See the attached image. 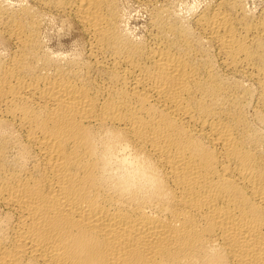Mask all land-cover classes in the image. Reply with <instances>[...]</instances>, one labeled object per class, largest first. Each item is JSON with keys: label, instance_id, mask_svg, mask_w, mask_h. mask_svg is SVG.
<instances>
[{"label": "bare ground", "instance_id": "obj_1", "mask_svg": "<svg viewBox=\"0 0 264 264\" xmlns=\"http://www.w3.org/2000/svg\"><path fill=\"white\" fill-rule=\"evenodd\" d=\"M8 1L0 264H264V0Z\"/></svg>", "mask_w": 264, "mask_h": 264}, {"label": "rangeland", "instance_id": "obj_2", "mask_svg": "<svg viewBox=\"0 0 264 264\" xmlns=\"http://www.w3.org/2000/svg\"><path fill=\"white\" fill-rule=\"evenodd\" d=\"M3 1H8V0H3ZM9 1H11V2H9ZM8 2L9 3H12L13 4V2L14 1H16V3H19V2H23V3H29V4H33L34 3V1L33 0H9ZM122 0H120V2H121ZM126 1V2H125ZM125 1H122L121 2V6L124 4V2H125V6H122L121 8H122V11L124 10L125 11V13L124 12H122L123 13V16H124V24H125V26L126 27H128L129 25H130V27L132 26V23H133V27H128V29H129V31L130 32H132L133 31V33H138L140 30H141V27H142V25H143V22H144V20L146 19V11L145 10H143V8L141 7V5L139 4V3H137V2H135L134 0H132V1H130V0H125ZM182 0H179V1H177L176 2V4H175V6L177 7V8H180V10L181 11H183L184 12V10L185 11H187V9L188 8H191V7H193L194 9H196V8H198L199 9V7H202L203 6V4L204 5H206L207 3H205L204 1H206V2H211L212 0H183L182 1V3H180ZM245 1V0H244ZM189 2V3H188ZM193 2V3H192ZM204 2V3H203ZM252 3V4H250V3ZM16 3H14V4H16ZM123 3V4H122ZM179 3V4H178ZM190 3H191V6H189L190 5ZM245 3H247L246 4V6L250 9V10H254V8H257V7H259L260 5H261V3H262V0H247ZM129 4H131V5H129ZM182 4V5H181ZM187 6H186V5ZM193 4L195 5V6H193ZM255 4V5H254ZM139 5V6H138ZM178 5H179V7H178ZM185 5V6H184ZM201 5V6H200ZM131 6V7H130ZM182 6V7H181ZM189 6V7H188ZM197 6V7H196ZM253 6V7H252ZM127 7V8H126ZM187 9H186V8ZM125 8V9H124ZM136 8V9H135ZM126 9H128V10H126ZM136 12V13H135ZM127 14V15H126ZM54 16H52V18H51V16H48V18H49V20L47 19V17H45V19L43 20V26H42V32H43V35H44V37L51 43L52 42V44H55L56 46L57 45H59V43H60V47H62V48H68V47H78L79 46V43H82L80 40L81 39H79V38H81V36L79 35L80 34V32L74 27V25H69V24H67V23H64V25H63V23H60V22H58L59 21V19L58 18H56V17H54ZM52 20H51V19ZM136 18V19H135ZM143 18V19H142ZM54 19V20H53ZM56 19H58V20H56ZM47 20H48V22H47ZM127 20V21H126ZM135 22H134V21ZM127 22V24H129V25H127L126 24V22ZM48 24H47V23ZM53 22V23H52ZM56 22V23H55ZM129 22V23H128ZM132 22V23H131ZM44 23H45V25H44ZM54 24V25H53ZM60 24H62V26L60 25ZM60 25V26H59ZM141 25V26H140ZM64 26V27H63ZM70 26V28H68ZM72 26H73V28H72ZM136 26V27H135ZM64 28V29H63ZM133 28V29H132ZM67 29V30H66ZM74 29H75V31H74ZM136 29H138V30H136ZM70 30V31H69ZM74 31V32H73ZM71 34H70V33ZM78 32V33H77ZM59 33V34H58ZM49 34V35H48ZM58 34V35H57ZM49 36V38H47L48 36ZM75 35L77 36V38L75 37ZM62 36V37H61ZM71 36V37H70ZM51 37V38H50ZM53 38V39H52ZM60 40H59V39ZM65 38V39H64ZM73 38H75V39H73ZM76 39L78 40V41H76ZM52 40V41H51ZM68 40V41H67ZM80 41V42H79ZM71 42V43H70ZM74 42V43H73ZM61 44H64V46L62 45L61 46ZM66 44V45H65Z\"/></svg>", "mask_w": 264, "mask_h": 264}]
</instances>
